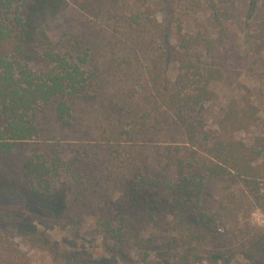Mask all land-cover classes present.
Returning <instances> with one entry per match:
<instances>
[{
	"label": "trees",
	"instance_id": "1",
	"mask_svg": "<svg viewBox=\"0 0 264 264\" xmlns=\"http://www.w3.org/2000/svg\"><path fill=\"white\" fill-rule=\"evenodd\" d=\"M126 4L134 10L121 24L130 36L126 40L137 44L135 50L145 46L150 59L144 93L137 90L141 84L134 83L121 95L122 105H114L129 119L128 129L114 133L130 137L151 129L156 135L170 137L174 132L193 149L194 161L186 164L179 159L185 163L181 169L188 173L177 183L136 171L144 192L132 191L129 201L147 210L154 221L161 212L181 219L176 221L181 225L187 214L192 216V239L181 236L167 245L164 255L169 256L168 261L177 256L171 264H198L204 256L212 262L229 261L231 257L223 254L203 256L195 239L207 236L209 223L214 221L202 204L207 182L229 180L259 192L264 184V159L238 137L260 122V110L249 92L229 100L216 128L208 129L204 120L207 106L218 100L215 85L225 79L229 62L228 8L222 0L110 1L113 10ZM25 6L26 0H0V193L16 194L38 212L62 221L66 193H54L53 187L62 171H73L72 161L66 162L60 152L41 151L39 146L28 153L21 150L40 135L37 114L42 106L55 104V117L67 127L73 102L94 97L101 77L87 67L88 55L76 53L79 49L72 41L54 42L45 28L33 33ZM255 17L250 37L264 44V12ZM172 61L174 77L169 75ZM258 61L264 67V58ZM123 73L129 81L134 80L128 70ZM71 176L77 184H86L80 172ZM16 211L0 207V264H30L27 254L1 227L2 220L12 218ZM122 223L104 220L99 224L104 237L115 245L113 253L120 252V257L130 244L146 248L139 232H134L130 223ZM177 249L180 252L176 253ZM243 256L253 264H264L248 254Z\"/></svg>",
	"mask_w": 264,
	"mask_h": 264
},
{
	"label": "rangeland",
	"instance_id": "2",
	"mask_svg": "<svg viewBox=\"0 0 264 264\" xmlns=\"http://www.w3.org/2000/svg\"><path fill=\"white\" fill-rule=\"evenodd\" d=\"M110 1L26 0L23 8L28 20L32 19L33 33L45 28L54 42L72 41L79 49L76 53L88 55L87 67L101 77L94 97L73 102L67 127L55 117V104L42 106L37 114L40 135L21 150L28 153L39 146L41 151L60 152L66 162L72 161L73 171H62L53 187L54 193H66L62 221L45 211L38 212L33 205L32 209L16 194L0 193V207L17 209L12 218H3L6 220L1 227L27 254L30 264H171L177 256L168 261L169 256L164 255L169 241L191 238L194 231L188 214L182 225L176 223L181 219L164 212L154 221L147 210L129 201L132 191L144 192L136 171L177 183L188 173L181 167L194 162L193 149L174 132L170 137L156 135L151 129L146 134L116 136V131L129 128V119H124L114 105H122L121 95L134 83L141 84L137 90L144 93L150 56L145 46L135 50L137 44L126 40L130 36L121 24L134 12L130 4L113 10ZM223 2L228 8L231 51L225 79L215 85L218 100L205 111V124L208 129L216 128L229 100L249 92L260 110V122L238 137L261 152L263 160L264 67L258 59L264 58V44L254 42L250 35L256 14L264 12V0ZM128 60L131 63L127 64ZM126 70L133 81L123 73ZM175 73L172 61L169 75L174 77ZM72 172H80L86 184H77ZM261 186L259 192H250L229 180L207 182L202 204L214 221L209 223L207 236H196L197 246L203 256L211 252L231 258L212 262L204 256L198 264H253L243 253L264 263V184ZM104 220L116 225L130 223L146 248L130 244L120 257V252L113 253L114 243L104 237L99 226Z\"/></svg>",
	"mask_w": 264,
	"mask_h": 264
}]
</instances>
